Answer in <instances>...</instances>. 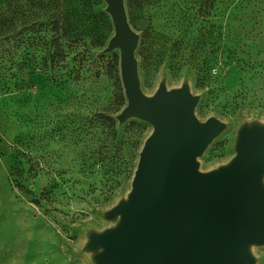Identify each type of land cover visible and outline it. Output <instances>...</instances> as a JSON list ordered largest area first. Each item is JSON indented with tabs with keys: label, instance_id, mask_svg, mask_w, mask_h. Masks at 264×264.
I'll use <instances>...</instances> for the list:
<instances>
[{
	"label": "rangeland",
	"instance_id": "1",
	"mask_svg": "<svg viewBox=\"0 0 264 264\" xmlns=\"http://www.w3.org/2000/svg\"><path fill=\"white\" fill-rule=\"evenodd\" d=\"M125 2L142 89L160 76L188 86L197 116L224 124L200 171L232 161L247 115L264 114V0ZM0 26V264H100L93 238L120 224L112 210L153 129L118 119L127 98L107 2L0 0Z\"/></svg>",
	"mask_w": 264,
	"mask_h": 264
},
{
	"label": "water",
	"instance_id": "2",
	"mask_svg": "<svg viewBox=\"0 0 264 264\" xmlns=\"http://www.w3.org/2000/svg\"><path fill=\"white\" fill-rule=\"evenodd\" d=\"M114 24L107 51L120 49L127 104L121 122L138 118L152 132L138 155L132 189L112 213L120 224L93 238L100 264H254L250 247L264 245V127L243 129L233 160L211 172L198 159L224 130L196 114L188 86L142 90L136 51L140 36L125 0H106Z\"/></svg>",
	"mask_w": 264,
	"mask_h": 264
},
{
	"label": "bare ground",
	"instance_id": "3",
	"mask_svg": "<svg viewBox=\"0 0 264 264\" xmlns=\"http://www.w3.org/2000/svg\"><path fill=\"white\" fill-rule=\"evenodd\" d=\"M158 83L159 84H165L166 86L169 88L170 86L168 85V80H166V78L164 76H160L158 79ZM158 88V87H157ZM157 88H154L153 90H143L144 94L146 96H152L155 94ZM247 119H248V127L252 128L254 126H262L264 127V114H256V113H251L247 115ZM236 126V124H234L233 122H228V128H232ZM153 130V129H152ZM231 160V157L226 158L225 160H223L222 162H218L215 166V168H220L221 166H224L226 164H228ZM262 183L264 184V176L262 179ZM113 226V223H104L101 222L100 226H99V230L104 229L106 227H110ZM253 248H255V246H251L250 250H254Z\"/></svg>",
	"mask_w": 264,
	"mask_h": 264
},
{
	"label": "trees",
	"instance_id": "4",
	"mask_svg": "<svg viewBox=\"0 0 264 264\" xmlns=\"http://www.w3.org/2000/svg\"><path fill=\"white\" fill-rule=\"evenodd\" d=\"M41 6L42 5H40L39 7L41 8ZM46 16H48V19H46V21L41 22V24L47 23V24H51V25H56L57 27L55 29L58 31L59 30L58 23H59L60 18L59 19H57V18L53 19V17L57 16L56 14H51V15L46 14ZM38 23H40V22H38ZM0 27H3V26H0Z\"/></svg>",
	"mask_w": 264,
	"mask_h": 264
}]
</instances>
